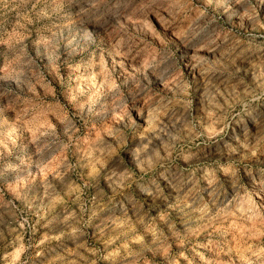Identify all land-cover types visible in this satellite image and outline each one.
Listing matches in <instances>:
<instances>
[{"label": "rangeland", "instance_id": "1", "mask_svg": "<svg viewBox=\"0 0 264 264\" xmlns=\"http://www.w3.org/2000/svg\"><path fill=\"white\" fill-rule=\"evenodd\" d=\"M0 264H264V0H0Z\"/></svg>", "mask_w": 264, "mask_h": 264}]
</instances>
